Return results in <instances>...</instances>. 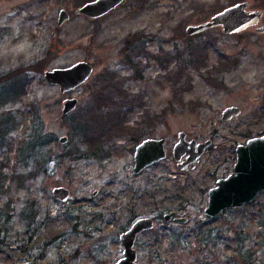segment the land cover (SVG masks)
Masks as SVG:
<instances>
[{"label": "rangeland", "instance_id": "374dc122", "mask_svg": "<svg viewBox=\"0 0 264 264\" xmlns=\"http://www.w3.org/2000/svg\"><path fill=\"white\" fill-rule=\"evenodd\" d=\"M89 1L0 0V99L26 85L0 165L27 174L8 179L0 195V264H114L120 233L148 216L155 226L138 236L139 263L264 264V191L212 219L204 214L209 188L233 171L236 145L264 126L263 45L237 44L219 27L188 34L189 25L211 20L233 0H123L97 18L76 13ZM61 9L70 17L59 25ZM133 32L144 37L127 45ZM25 42L27 59L12 52ZM81 60L94 66L81 86L62 93L47 81L46 70ZM10 72L15 79L4 80ZM113 74L123 79L124 99L109 96L117 91L107 80ZM102 87L109 98L98 101ZM68 97L79 103L64 114ZM230 105L242 112L223 120ZM82 120L91 142L76 125ZM36 131L46 143L32 151L24 144ZM181 131L212 140L187 171L172 152ZM148 138H165L168 156L137 174L136 146ZM58 186L71 199L55 198ZM173 210L183 211L186 224L164 221Z\"/></svg>", "mask_w": 264, "mask_h": 264}, {"label": "water", "instance_id": "95a60500", "mask_svg": "<svg viewBox=\"0 0 264 264\" xmlns=\"http://www.w3.org/2000/svg\"><path fill=\"white\" fill-rule=\"evenodd\" d=\"M123 0H92L85 3L76 13H82L90 18H97L117 7ZM237 7H229L224 11L214 15L211 20L191 24L187 27L190 35L207 30L216 25L222 24L226 32L240 28L235 26L241 24L237 22L236 16L241 11ZM240 10V9H239ZM70 14L66 9H61L59 13V25L69 19ZM236 20V21H235ZM94 66L88 60L78 61L67 67H57L45 71V77L50 84L59 86L62 93L74 90L84 84L92 75ZM79 100L76 97H68L63 101V113L68 114L78 106ZM241 110L237 106H229L222 113L223 120H230L237 117ZM68 137L63 136L61 141L66 142ZM195 140L188 141L187 133L181 131L178 135V142L173 147L175 159L179 162L180 169H187L189 164L194 168L196 162L205 152L207 147L212 144L209 139L195 147ZM188 154V155H187ZM187 155V159L182 161V157ZM167 157L164 138H148L142 141L135 151V172L140 173L148 166ZM235 171L225 178L217 181V185L209 190L208 203L204 214L212 219L230 208L242 207L252 202L257 195L264 190V135L253 137L248 140L246 145L238 147V158ZM55 198L62 201L71 199L72 194L65 186L55 187L53 190ZM195 217V215H193ZM188 217L179 211L173 210L164 215V221L174 220L178 223H186ZM155 226L152 217H140L132 226L120 234V240L124 247V256L114 264H151L139 263L138 251L135 247L137 237L143 231L151 230ZM15 264H37L36 261L17 262ZM49 264V263H46Z\"/></svg>", "mask_w": 264, "mask_h": 264}, {"label": "trees", "instance_id": "16d2710c", "mask_svg": "<svg viewBox=\"0 0 264 264\" xmlns=\"http://www.w3.org/2000/svg\"><path fill=\"white\" fill-rule=\"evenodd\" d=\"M139 33L140 32L131 33L127 37L126 42L129 43V42L134 41L133 43H135V41L138 39L137 35H141ZM134 50H135V48H134ZM137 51L138 50H135V52H137ZM130 58H131L129 60L130 65L133 68V71L135 72L134 74H131V75L137 76L138 75V67H137L138 62H136L133 57H130ZM12 76H13V73L10 72L8 74H5V76H3V79L4 80L10 79ZM107 76H109V75H107ZM12 78L15 79L14 76ZM107 80L110 81L109 86L112 87V89H114V91L117 90L116 93H114L113 95H109V96H111L113 98H117L120 96L119 93H122L123 94L122 98L124 99L125 92L123 89L124 88L123 87V79H121V76L113 74V76L108 77ZM113 83H117V85H119V86H117L115 84L112 85ZM23 84L24 83H22V86L24 87L23 90H21L20 86L17 87L16 85H13L12 89H9L7 96L0 99V148H2L3 144L7 141L6 138H9L8 136L18 127L19 116L16 114L17 112L14 111L13 106L19 105L25 101L24 92L26 91L25 90L26 85H23ZM105 87L100 88L99 96L97 97L98 101L105 100V98H109V96L106 93L103 94ZM115 101H118V100H115ZM31 105H32V107L34 106V104H31ZM8 106H10V107H8ZM87 122H88L87 120H82L83 124L78 123L76 125L79 126L78 129L84 128V129H82L81 134L83 135L84 138L87 139V141L91 142V140H89L90 138H89V134L87 131V129L89 128ZM37 127H35V128H37ZM40 135L41 134L37 132V135L32 140H30L24 144V145H26L25 148L27 146H29L31 148V150L34 151L40 145L43 146L46 142L41 143V139H40L41 136ZM92 140H94V139H92ZM94 141L96 142V140H94ZM84 142H86V140H84ZM91 145H94V144L91 143ZM70 154H71V152H70ZM32 157H33L32 155H29L28 157L26 156L25 159L32 158ZM39 171H40V168H37L35 171H33V172L30 171L29 173H31V175H33L34 173H38ZM24 174L22 172L21 173L18 172L16 167H14L12 169L11 173H8V171L4 170L2 165H0V195H5L7 193L8 188L6 187L7 186L6 183H7L8 179L14 178L16 175L18 177H26L27 174L26 175H24ZM8 176L10 178H8ZM4 239L5 238H3L2 241H5Z\"/></svg>", "mask_w": 264, "mask_h": 264}, {"label": "flooded vegetation", "instance_id": "af4514ba", "mask_svg": "<svg viewBox=\"0 0 264 264\" xmlns=\"http://www.w3.org/2000/svg\"><path fill=\"white\" fill-rule=\"evenodd\" d=\"M258 4H260V5H258ZM229 7H237L238 8V10L237 11H241V13L239 12L238 13V15L236 16V19H237V22H241V24H237V25H235V26H240V28H238V29H235L234 31H230V32H226L225 30H224V26L222 25V24H219V25H216V26H214V27H219V28H221L222 30H223V32L224 33H226V34H228V35H230V36H235L237 39H236V43L237 44H239L242 40H246L248 43H251V44H256L257 46L258 45H263V49H264V0H233L231 3H230V5H228V6H226L225 8H223L222 10H220V11H218V12H216L214 15H216V14H218V13H220V12H222V11H224L225 9H227V8H229ZM240 9V10H239ZM213 17V16H212ZM212 19V18H211ZM236 21V20H235ZM204 31H206V30H204ZM204 31H201V32H198V33H202V32H204ZM198 33H195V34H198ZM138 36V39L135 41V43L136 42H138V41H141L142 40V38L144 37V34H142V35H137ZM134 42V41H133ZM133 42H127V45L128 44H134ZM236 43H234V45H236ZM244 43H242V45H243ZM136 49H138V48H135V50ZM236 63L238 64V61L236 60H234V61H232L231 62V65L232 66H236ZM230 106H237V105H230ZM227 107H229V106H227ZM226 107V108H227ZM237 107H239V106H237ZM240 108V107H239ZM225 109V108H224ZM224 109H223V111H224ZM240 110H241V112H242V109L240 108ZM223 111H222V113H223ZM241 114V113H240ZM239 114V115H240ZM234 118H237V117H234ZM233 119V118H232ZM231 120V119H230ZM262 135H264V126L262 127V129L261 130H259L257 133H256V135H253V136H250L244 143H239L238 145H236V148H235V151H234V166H233V171L229 174V175H231V174H233V173H237V171H235V165H236V162H237V158H238V147L240 146V145H246L247 144V142H248V140L249 139H251V138H253V137H258V136H262ZM165 139V138H164ZM208 139H211V138H208ZM208 139H205V140H203V141H201V140H198V139H196L195 137H192V138H188V134H187V140L188 141H191V140H195L196 141V143H195V147H196V149H198V144H200V143H204V142H206ZM166 139H165V147H166ZM138 146V145H137ZM137 146H136V148H137ZM211 146V145H210ZM209 146V147H210ZM174 147V146H173ZM209 147H207V149L205 150V152L208 150V148ZM167 150V149H166ZM136 151V150H135ZM172 152H173V149H172ZM204 152V153H205ZM203 153V154H204ZM202 154V155H203ZM174 155V154H173ZM188 155V154H187ZM187 155H184L183 157H182V161H184V160H186L187 159ZM202 155H201V157H202ZM167 156H168V152H167ZM201 157H200V159H201ZM200 159L196 162V165L199 163V161H200ZM163 160V159H162ZM162 160H160V161H162ZM160 161H158V162H160ZM158 162H155L154 164H156V163H158ZM154 164H152V165H154ZM177 166H178V168H179V162L177 161ZM152 165H150V166H152ZM196 165H195V167H196ZM150 166H148L147 168H149ZM191 165L189 164V166H188V168H191L190 167ZM134 167H135V164H134ZM147 168H145L143 171H145ZM181 169L182 171H187V170H189V169ZM134 171H135V168H134ZM143 171H141L140 173H142ZM136 173V172H135ZM140 173H137V174H140ZM229 175H227V176H229ZM227 176H225V177H227ZM225 177H220V178H218L217 180H216V183H215V185H213L212 187H214V186H216L217 185V181L219 180V179H221V178H225ZM212 187H210L209 188V190L212 188ZM209 190H208V197H209ZM264 191V190H263ZM263 191H261V192H263ZM260 192V193H261ZM207 203H208V201H207ZM204 210H205V208H204ZM180 213H183V211H179ZM195 215V214H194ZM196 216V215H195ZM191 218H193V215L191 216ZM138 219V218H137ZM137 219H135V221L137 220ZM189 220V219H188ZM135 221H133L132 223H131V225L128 227V228H126L124 231H126V230H128L131 226H132V224L135 222ZM172 221H174V220H171L170 222H166V223H171ZM183 224V223H182ZM184 224H186V223H184ZM152 230V229H151ZM123 231V232H124ZM148 231V230H147ZM144 232H146V231H144ZM122 233V232H121ZM120 233V234H121ZM139 236V235H138ZM119 238H120V236H119ZM137 239H138V237H137ZM121 241V240H120ZM136 242H137V240H136ZM122 244V243H121ZM122 247H123V245H122ZM135 247H136V243H135ZM137 249V248H136ZM123 251H124V247L122 248V256L119 258V259H121L123 256H124V253H123ZM138 251V250H137ZM118 259V260H119ZM33 261H36L37 262V264H40V261L38 260V259H32ZM32 260H26V261H32ZM117 260V261H118ZM116 261V262H117ZM23 262H25V261H23ZM137 262H139L138 260H137ZM46 263H49V264H51L50 263V261H45V263L44 264H46ZM56 264H65V262H57Z\"/></svg>", "mask_w": 264, "mask_h": 264}, {"label": "clouds", "instance_id": "9594fccd", "mask_svg": "<svg viewBox=\"0 0 264 264\" xmlns=\"http://www.w3.org/2000/svg\"><path fill=\"white\" fill-rule=\"evenodd\" d=\"M31 44L28 42L22 43L19 46H17L16 48L12 49V52L16 55L20 54V53H24L25 54V58H30L32 55V52H29L28 49L31 48ZM3 52H0V55H2Z\"/></svg>", "mask_w": 264, "mask_h": 264}]
</instances>
